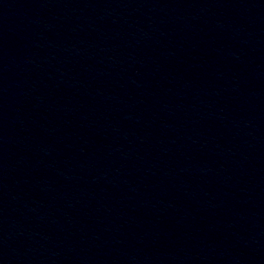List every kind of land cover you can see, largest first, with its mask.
Wrapping results in <instances>:
<instances>
[{
    "label": "water",
    "instance_id": "obj_1",
    "mask_svg": "<svg viewBox=\"0 0 264 264\" xmlns=\"http://www.w3.org/2000/svg\"><path fill=\"white\" fill-rule=\"evenodd\" d=\"M0 264H264V0H0Z\"/></svg>",
    "mask_w": 264,
    "mask_h": 264
}]
</instances>
